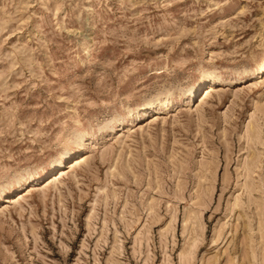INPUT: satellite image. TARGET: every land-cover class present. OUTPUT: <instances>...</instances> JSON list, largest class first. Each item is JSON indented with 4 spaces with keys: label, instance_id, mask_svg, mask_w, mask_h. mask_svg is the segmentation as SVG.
<instances>
[{
    "label": "rangeland",
    "instance_id": "374dc122",
    "mask_svg": "<svg viewBox=\"0 0 264 264\" xmlns=\"http://www.w3.org/2000/svg\"><path fill=\"white\" fill-rule=\"evenodd\" d=\"M0 264H264V0H0Z\"/></svg>",
    "mask_w": 264,
    "mask_h": 264
},
{
    "label": "bare ground",
    "instance_id": "6f19581e",
    "mask_svg": "<svg viewBox=\"0 0 264 264\" xmlns=\"http://www.w3.org/2000/svg\"><path fill=\"white\" fill-rule=\"evenodd\" d=\"M210 83H213L212 85H208L202 92H201V101H205L207 98H208V96L211 94V93H213V92H215V90H216V88L218 87V85L216 84L217 83V81L216 82H214V81H211ZM144 106H142V108H143ZM145 108H147V107H145ZM149 109V108H148ZM143 110V109H142ZM145 110V109H144ZM85 161V154H81L80 156H78L77 158H75V159H73L70 163H68V166H64V168H60L56 173H57V175L59 176V177H61V176H63V175H65V170H66V168L67 169H70V168H74V167H76V166H79L81 163H83ZM62 162V161H61ZM61 162H59L57 165H54V167H56V166H59V165H61ZM53 167V168H54ZM56 177H54V179H55ZM17 199H22L23 197H24V195L22 196L21 195V193L20 194H17L16 196H15ZM16 199V200H17ZM7 201H8V203H11V202H14L15 201V199H14V197L13 198H7L6 199Z\"/></svg>",
    "mask_w": 264,
    "mask_h": 264
}]
</instances>
